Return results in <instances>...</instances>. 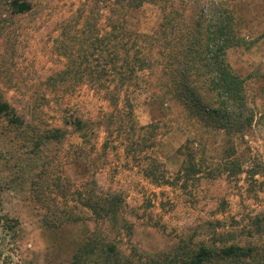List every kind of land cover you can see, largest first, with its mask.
I'll list each match as a JSON object with an SVG mask.
<instances>
[{"label":"rangeland","instance_id":"obj_1","mask_svg":"<svg viewBox=\"0 0 264 264\" xmlns=\"http://www.w3.org/2000/svg\"><path fill=\"white\" fill-rule=\"evenodd\" d=\"M27 1L30 11L15 14L11 0H0V98L23 120L14 127L0 114V264H170L188 260L198 243L214 250L237 244L244 251L213 254L200 264H264V0H223L232 8L238 38L225 59L242 77L254 114L243 140H235L238 160L222 159L221 132L212 130L200 172L175 180L181 164L176 148L191 132L173 124L146 149L167 171L169 182L160 184L143 175L120 142L104 152L103 128L93 138L94 158L78 164L81 139L61 117L65 108L84 117L107 108L89 86L92 76L78 77L71 62L81 26L94 24L103 34L109 0ZM169 1L175 6L194 0ZM124 14L131 32L153 33L161 20V10L148 2ZM87 44L80 46L89 53ZM127 98L136 125L163 119L150 91L133 89ZM54 127L66 129L60 143L45 137ZM43 172L68 192L56 199L67 216L55 227L44 221L49 203L41 204L34 193ZM91 177L99 189L123 196L121 208L99 220L73 196ZM54 187L49 183L44 191L49 195ZM71 210L82 219L65 218Z\"/></svg>","mask_w":264,"mask_h":264},{"label":"trees","instance_id":"obj_2","mask_svg":"<svg viewBox=\"0 0 264 264\" xmlns=\"http://www.w3.org/2000/svg\"><path fill=\"white\" fill-rule=\"evenodd\" d=\"M106 2L108 15L103 23L106 29L99 35L94 24L81 26L75 59L71 64L74 63L78 77L92 76L89 86L95 94L103 97L107 108L99 111L96 117H84L69 108L63 109L61 115L63 122L71 126L81 139L75 157L78 164H85L88 159L94 158L96 148L93 138L96 137V129L103 128L105 139L100 146L104 152L109 143L118 141L127 157L137 161L143 175L156 184L168 183L163 162L147 155L146 149L173 124L182 125L191 132L176 148L181 164L175 180L188 179L200 172L208 135L212 130L221 132L222 159L238 160L235 140H243V132L251 126L254 114L246 98L242 77L225 59L226 49L238 40L233 28L231 6L223 0L180 1L175 6L169 0ZM145 2L161 10L157 29L150 34L129 31L131 22L127 21L124 13ZM10 7L13 13L22 14L30 11L31 4L27 0H11ZM82 42L88 43L89 53L82 50ZM142 70L146 72L140 74ZM139 88L152 93L165 113L163 119L144 125L133 122L127 92ZM0 114L7 116L9 124L14 127L23 123L14 107L1 98ZM66 133V129L61 127L48 128L45 137L60 143ZM41 175L40 188L34 189V193L41 204L49 203L47 208L52 210L44 216V221L55 227L66 221L63 216H67L65 210L58 209L56 199L58 196L66 198L68 192L59 183L49 180L46 172ZM93 177L88 180L87 186L75 188L73 196L89 209L90 216L99 220L119 210L123 196L119 191L99 189ZM49 183L55 184V187L48 195L44 189ZM71 212L65 218L73 221L82 219L80 213ZM106 248L117 257L112 244L106 245ZM243 253V248L237 244L214 250V247L198 243L190 251L188 260L170 264H200L213 254L233 257Z\"/></svg>","mask_w":264,"mask_h":264}]
</instances>
